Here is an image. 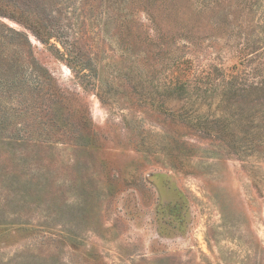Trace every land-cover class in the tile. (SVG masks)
Wrapping results in <instances>:
<instances>
[{"label":"rangeland","instance_id":"obj_1","mask_svg":"<svg viewBox=\"0 0 264 264\" xmlns=\"http://www.w3.org/2000/svg\"><path fill=\"white\" fill-rule=\"evenodd\" d=\"M0 264H264V0H0Z\"/></svg>","mask_w":264,"mask_h":264}]
</instances>
